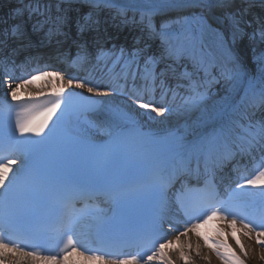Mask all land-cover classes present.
<instances>
[{
    "label": "snow or ice",
    "instance_id": "1",
    "mask_svg": "<svg viewBox=\"0 0 264 264\" xmlns=\"http://www.w3.org/2000/svg\"><path fill=\"white\" fill-rule=\"evenodd\" d=\"M238 2L241 6L235 11H226L224 16L230 24L231 40L226 41L216 34L224 51V62L219 65L204 53L199 36L171 31L164 24H154L153 17L158 12L179 6L174 2L152 0L145 6L137 0H24L13 9L14 22L0 31V86H3L4 96L10 97V101L6 99L0 103V118L11 119L17 107L11 101H19L21 90L27 89L37 79L48 78V87L54 98L38 114L28 115L31 110L27 108L17 113L11 132L0 136V195L7 196L13 184L20 180V175H13L9 180L19 159L13 155L15 152L23 155L63 154L72 145L81 143L80 136L93 129L105 131L112 137L111 147L97 151V166L110 161L125 149L126 137L114 132L113 124L117 119L131 121L130 111L119 106L109 108L108 101L101 104L92 97L121 95L127 105L137 109V115L139 110H144L163 117L171 114L172 109L162 106L154 97L165 98L169 94L176 97L183 93L178 111L186 116L198 114V122L204 131L194 142L186 144L181 140L169 146L168 156L177 162L164 172L163 178L154 186L159 198L155 201L147 234L160 239L149 252L123 257L85 255L78 247L82 241L74 239L79 218L60 212L58 222L62 230L63 255L59 258L53 254L41 255L39 251L25 250L11 242L18 235L22 223L6 209L0 213V264H151L153 261L174 264L167 250L173 249L175 243L179 245L180 259L190 260V251L186 252L185 248L190 250L192 244L190 240L182 243L181 237L187 238L189 233H194L200 238L201 229L214 220L227 221L233 236L240 230L250 239L255 234L256 244L264 246V156L256 175L243 181L236 180L234 186L224 187L222 184L221 173L226 165L238 164L245 157L254 159L258 153L264 154V48L257 51L259 45H264V16L254 21L246 20L256 0ZM77 4L88 5L90 10L73 16L71 13ZM236 4L237 0H207L202 6L229 10ZM259 4L264 7V0H259ZM133 9L140 12L138 19L135 15L129 16V11ZM106 10L115 29L139 33L132 36L131 47L116 44L111 48L104 47L112 39L103 27L107 21L102 23L99 18V13ZM253 23L257 27L247 31ZM73 26L77 37L73 41L75 56L72 57L68 51L56 58L70 60V66L82 75L65 78L58 71L40 69L22 80L14 76L16 71L26 70L30 63L38 60L31 53L34 46L62 45L72 34ZM92 33L95 35L91 40L86 39ZM245 39L252 46V55L247 61L234 47ZM156 42L158 49L152 51ZM22 54L23 59H19ZM216 67L219 71L212 75L211 70ZM101 74L110 83L98 82ZM52 78L61 83L57 85ZM216 83L222 84L229 96L232 93L238 96L239 91H244L242 102L236 104L234 99L232 102L218 99V94L214 95L211 90ZM42 94L44 90L36 93ZM29 95L33 93L29 92ZM58 111L60 117L49 129V123ZM69 113L75 114L78 120L82 117L85 125L74 129V135H69L63 127L64 118ZM36 137L41 139H34ZM225 143L235 146L236 151L223 148ZM19 163L17 174L24 172L27 162L19 160ZM25 179L33 188L38 187L41 181L51 184L61 182L59 177L34 175L31 171ZM176 184L179 186L175 187L172 197L166 198L165 191ZM144 194L139 187L127 189L121 198L125 209L123 214L111 218L98 217L92 225L97 236L109 239L142 235L139 215L134 208L128 207V203ZM257 195L261 197L258 208L253 202ZM34 218V210H24V226L31 227ZM173 230L176 233L174 241L167 238V233ZM220 234L225 235L223 232ZM203 239L205 245L211 246L207 235ZM239 247L247 257L243 244ZM199 248L197 244V255L200 254ZM215 250L224 264H245V260L224 241L216 244ZM72 257L83 259L73 260Z\"/></svg>",
    "mask_w": 264,
    "mask_h": 264
},
{
    "label": "bare ground",
    "instance_id": "2",
    "mask_svg": "<svg viewBox=\"0 0 264 264\" xmlns=\"http://www.w3.org/2000/svg\"><path fill=\"white\" fill-rule=\"evenodd\" d=\"M177 0H166V2L173 3ZM139 4L142 5H149L152 0H137ZM207 0H191L186 2L185 4L179 3L178 7H173L168 9L167 11L158 12L155 17L163 18L167 14L170 13V18H168L167 21H171L172 24L168 25L169 30L173 31H181V32H187L190 35H196L199 36L201 31V28H199L198 24L195 23L193 20L197 19L199 23H204L205 30L207 31V35L199 36L201 38V42L209 43L212 49L215 50L216 56L218 55L219 51L222 53V57L224 58V51L221 48L219 41L216 38V34L218 33L219 36L226 40H231V29L230 24L227 19L224 18L226 11H235V8L239 6V2L237 0V4L229 10H224L220 8H209L202 6L205 4ZM135 10V9H134ZM172 12V13H171ZM154 23L157 24L158 20L157 18L153 19ZM227 45H225L226 47ZM236 47L238 53L245 58L247 61V58L252 55V46L249 43L246 46H237ZM264 48V45H259L257 48V51L259 49ZM206 54V53H205ZM220 54V53H219ZM207 55V54H206ZM208 56V55H207ZM249 71L251 72V67L249 68ZM65 78L69 76V74H63ZM53 82H55L57 85H59L61 82L56 81L55 78H52ZM101 80L99 79L98 82ZM105 84L110 83V80L106 78ZM246 87V86H245ZM44 90V92H51V88L48 87V78H40L35 80V82L32 85H29L27 89H22L20 92V96H28L29 92L33 93L35 95L36 93L41 92ZM0 92L4 94L3 86H0ZM214 95L218 94L219 98H225L229 102H232L233 99L236 104H240L242 102V99L244 98V91H239V95L237 96L236 93H232L231 96H229L224 91V87L220 86L216 90L212 91ZM99 99L102 101V104L104 101H108V107L114 108L119 106L122 110H128L130 111L132 115L131 121H119L116 120V123L123 122V123H137L143 127H146L147 129H150L151 131L157 132L159 136L163 135H170L174 133H182L185 137L186 142L191 143L194 142L196 137H199V135L204 131L203 126H201L198 122V114H190V115H184L182 112L178 111L180 108L182 102H179L177 105H175L174 110L171 114H166L163 117L156 116L155 114H149L145 112L144 110H139V114L137 115V109L134 107H130L125 103V97L121 95H115L112 97H99ZM157 102V100H156ZM260 113L257 111V116L259 117ZM113 124V126H114ZM105 134H107L105 132ZM223 146V145H222ZM225 149H230L233 152L236 151L235 146H231L230 144H227L224 146ZM16 172V167L14 165L12 173H10L9 180L12 178V176ZM255 197H260L259 195ZM108 217L107 212H99L90 219L88 222L90 226L94 224L96 219L98 217ZM238 229L240 228V224L237 225ZM223 232L225 235H221L220 233ZM202 236L200 238L196 237L194 233H189V236L187 238L181 237L182 243H187L189 240L192 244V248L189 250L185 248L186 252L190 251L191 259L188 261L181 260L178 254V248L179 245H176L174 243L173 249L167 250L169 255L171 256L172 260L174 261V264H224V261L217 255L215 250V245L220 243L221 241L226 242L230 247L233 248V250L241 256L242 259L245 260V264H264V260H261V256H264V246H260L256 244L255 242V234L252 235V238L250 239L248 236H245L243 234V231L240 230L236 233L235 236L232 235V229L230 228L227 221L222 220H214L209 223L205 228L201 229ZM175 234L176 233H170L169 239L175 240ZM207 235L209 237V243L211 246L205 245L203 236ZM237 240H239V244H243L245 250H247L248 255L245 257L243 253L241 252V249L239 247V244L237 243ZM199 244V252L200 254L197 255V249L196 245ZM221 252H223V249H220ZM73 260H82V257H72ZM151 264H160L159 261H153Z\"/></svg>",
    "mask_w": 264,
    "mask_h": 264
},
{
    "label": "rangeland",
    "instance_id": "3",
    "mask_svg": "<svg viewBox=\"0 0 264 264\" xmlns=\"http://www.w3.org/2000/svg\"><path fill=\"white\" fill-rule=\"evenodd\" d=\"M193 21L198 24V26H199V28H201V30L204 29V27H205L204 26V23L203 24L202 23H199L197 19H194Z\"/></svg>",
    "mask_w": 264,
    "mask_h": 264
}]
</instances>
